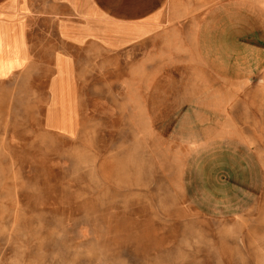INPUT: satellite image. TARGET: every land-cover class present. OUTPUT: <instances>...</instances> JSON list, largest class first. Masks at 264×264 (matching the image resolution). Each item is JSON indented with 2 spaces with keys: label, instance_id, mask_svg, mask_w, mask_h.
<instances>
[{
  "label": "rangeland",
  "instance_id": "obj_1",
  "mask_svg": "<svg viewBox=\"0 0 264 264\" xmlns=\"http://www.w3.org/2000/svg\"><path fill=\"white\" fill-rule=\"evenodd\" d=\"M243 8L72 74L7 76L0 38V264H264V0Z\"/></svg>",
  "mask_w": 264,
  "mask_h": 264
},
{
  "label": "crops",
  "instance_id": "obj_2",
  "mask_svg": "<svg viewBox=\"0 0 264 264\" xmlns=\"http://www.w3.org/2000/svg\"><path fill=\"white\" fill-rule=\"evenodd\" d=\"M254 0H0L3 44L23 46V63L53 61L72 74L77 62L142 59V46L166 37L170 43L207 28L222 13L244 11ZM236 7L237 9H234ZM248 9H246L247 11ZM22 32L14 42L9 36ZM5 76V77H7Z\"/></svg>",
  "mask_w": 264,
  "mask_h": 264
}]
</instances>
